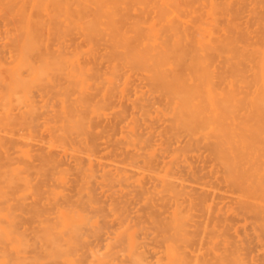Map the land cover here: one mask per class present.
I'll use <instances>...</instances> for the list:
<instances>
[{"label":"bare ground","instance_id":"1","mask_svg":"<svg viewBox=\"0 0 264 264\" xmlns=\"http://www.w3.org/2000/svg\"><path fill=\"white\" fill-rule=\"evenodd\" d=\"M0 264H264V0H0Z\"/></svg>","mask_w":264,"mask_h":264}]
</instances>
